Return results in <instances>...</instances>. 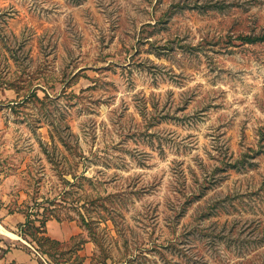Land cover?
<instances>
[{
    "label": "rangeland",
    "instance_id": "obj_1",
    "mask_svg": "<svg viewBox=\"0 0 264 264\" xmlns=\"http://www.w3.org/2000/svg\"><path fill=\"white\" fill-rule=\"evenodd\" d=\"M0 118L5 249L264 264V0H0Z\"/></svg>",
    "mask_w": 264,
    "mask_h": 264
},
{
    "label": "crops",
    "instance_id": "obj_2",
    "mask_svg": "<svg viewBox=\"0 0 264 264\" xmlns=\"http://www.w3.org/2000/svg\"><path fill=\"white\" fill-rule=\"evenodd\" d=\"M3 121L0 118V130L3 128ZM19 223V220L16 221ZM47 235L56 240L67 239L72 233L69 232V225L57 224L53 222L46 223ZM0 244V264H43L41 258L35 254L32 248H29L28 244L22 246H16L11 248L2 247Z\"/></svg>",
    "mask_w": 264,
    "mask_h": 264
},
{
    "label": "trees",
    "instance_id": "obj_3",
    "mask_svg": "<svg viewBox=\"0 0 264 264\" xmlns=\"http://www.w3.org/2000/svg\"><path fill=\"white\" fill-rule=\"evenodd\" d=\"M48 221V218L47 219H44L41 223H40V228H39V231L38 233L42 235L41 239L39 240V243L42 245V246H46V244H54L56 246H59L60 243H58L57 241H54L52 240L50 237H48L47 235V230H46V223ZM27 223H29L27 221ZM46 243V244H45ZM47 250H50V248L48 247ZM47 251H45L44 253L46 254Z\"/></svg>",
    "mask_w": 264,
    "mask_h": 264
},
{
    "label": "bare ground",
    "instance_id": "obj_4",
    "mask_svg": "<svg viewBox=\"0 0 264 264\" xmlns=\"http://www.w3.org/2000/svg\"><path fill=\"white\" fill-rule=\"evenodd\" d=\"M0 234L6 235V236H11L12 238H16V236L7 233V232H6L5 230H3L1 227H0Z\"/></svg>",
    "mask_w": 264,
    "mask_h": 264
},
{
    "label": "built area",
    "instance_id": "obj_5",
    "mask_svg": "<svg viewBox=\"0 0 264 264\" xmlns=\"http://www.w3.org/2000/svg\"><path fill=\"white\" fill-rule=\"evenodd\" d=\"M29 248L31 249V247L29 246ZM33 250V249H32ZM35 252V251H34ZM36 253V252H35ZM41 258V257H40ZM41 260H42V263L43 264H48L43 258H41Z\"/></svg>",
    "mask_w": 264,
    "mask_h": 264
}]
</instances>
